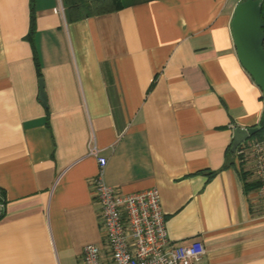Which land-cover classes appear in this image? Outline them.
Masks as SVG:
<instances>
[{
  "label": "crops",
  "instance_id": "obj_1",
  "mask_svg": "<svg viewBox=\"0 0 264 264\" xmlns=\"http://www.w3.org/2000/svg\"><path fill=\"white\" fill-rule=\"evenodd\" d=\"M240 1L128 0L69 20L63 0H35L30 40L31 0H0V264H82L103 243L91 138L108 185L157 188L169 237L205 244L194 264H264L254 158L229 153L264 114L232 30Z\"/></svg>",
  "mask_w": 264,
  "mask_h": 264
},
{
  "label": "built area",
  "instance_id": "obj_2",
  "mask_svg": "<svg viewBox=\"0 0 264 264\" xmlns=\"http://www.w3.org/2000/svg\"><path fill=\"white\" fill-rule=\"evenodd\" d=\"M250 150L254 170L261 183L259 197L264 203V138L248 139L240 153ZM91 138L89 154L97 157L99 171L92 179L93 197L101 207L102 244L89 243L83 249L82 264H194L207 249L202 241L175 243L168 234L166 216L157 188L122 193L105 182L107 158ZM6 200L0 188V218Z\"/></svg>",
  "mask_w": 264,
  "mask_h": 264
},
{
  "label": "water",
  "instance_id": "obj_3",
  "mask_svg": "<svg viewBox=\"0 0 264 264\" xmlns=\"http://www.w3.org/2000/svg\"><path fill=\"white\" fill-rule=\"evenodd\" d=\"M262 0H242L236 6L232 30L239 59L262 91L264 99V19ZM39 98L48 106L45 81L39 79ZM259 126L236 127L233 132L231 151L237 149L259 131Z\"/></svg>",
  "mask_w": 264,
  "mask_h": 264
},
{
  "label": "trees",
  "instance_id": "obj_4",
  "mask_svg": "<svg viewBox=\"0 0 264 264\" xmlns=\"http://www.w3.org/2000/svg\"><path fill=\"white\" fill-rule=\"evenodd\" d=\"M262 17L264 19V0H262ZM35 0H31V19H30V28L27 37L32 40L33 34L36 30V14H35ZM63 4L65 7V12L69 20H78L81 18L100 15L109 12H114L122 9L124 7L123 0H63ZM264 30V28H263ZM34 58L37 65L38 73L40 78H42L40 72V64L36 56V52H34ZM259 131L253 135L250 139H263L264 138V114L261 118ZM231 147V145H230ZM229 147V153L232 156H237L239 159H243L244 154L240 153V149L242 145L237 149L236 152H232ZM245 176L248 174V171H241ZM209 179L215 176L216 171H209L208 173ZM261 186L259 181H256L252 184H248L250 188H258ZM1 219V218H0Z\"/></svg>",
  "mask_w": 264,
  "mask_h": 264
},
{
  "label": "rangeland",
  "instance_id": "obj_5",
  "mask_svg": "<svg viewBox=\"0 0 264 264\" xmlns=\"http://www.w3.org/2000/svg\"><path fill=\"white\" fill-rule=\"evenodd\" d=\"M123 1H128V0H123Z\"/></svg>",
  "mask_w": 264,
  "mask_h": 264
}]
</instances>
